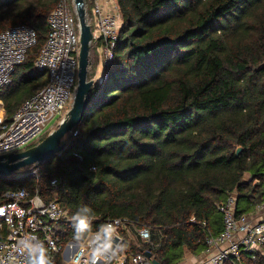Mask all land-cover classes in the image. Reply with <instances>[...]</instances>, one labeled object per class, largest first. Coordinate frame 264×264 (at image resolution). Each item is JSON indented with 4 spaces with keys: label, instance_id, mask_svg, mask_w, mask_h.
<instances>
[{
    "label": "trees",
    "instance_id": "16d2710c",
    "mask_svg": "<svg viewBox=\"0 0 264 264\" xmlns=\"http://www.w3.org/2000/svg\"><path fill=\"white\" fill-rule=\"evenodd\" d=\"M59 1L0 0V32L24 24L38 35L0 95V117L11 118L48 85L35 61ZM118 4L114 62L100 80L94 66L89 108L65 150L35 166L37 175L0 179V202L6 192L26 189L60 204L68 212L59 224L64 247L125 219L131 230L146 227L152 236L123 232L124 264L148 251L160 264H179L222 232L218 206L229 195L237 197L238 214L264 201V0ZM243 200L247 208L240 209ZM85 206L88 227L77 234L73 215ZM225 264H264V248Z\"/></svg>",
    "mask_w": 264,
    "mask_h": 264
},
{
    "label": "built area",
    "instance_id": "2783aa9c",
    "mask_svg": "<svg viewBox=\"0 0 264 264\" xmlns=\"http://www.w3.org/2000/svg\"><path fill=\"white\" fill-rule=\"evenodd\" d=\"M89 22L93 45L101 51L103 69L114 62V48L119 40L121 13L118 0L88 1ZM48 38L35 61L38 71L49 78L48 85L27 99L11 118L0 117V156L18 153L41 140L53 127L56 117L72 105L77 88L80 48L79 24L70 0H60L48 16ZM38 42L36 31L24 24L0 32V95L14 81L17 69L28 59ZM77 132H74L76 135ZM77 156V155H76ZM78 157V156H77ZM27 174L37 175L34 167ZM57 186L58 180L51 181ZM264 213V201L258 206ZM223 216V230L206 240L205 258L196 264H225L239 261L244 253L256 256L264 248V214L252 220L237 213V197L229 195L218 206ZM68 220V212L57 202L46 203L38 194L26 189L8 191L0 202V229L7 237L0 239V264H26L24 242L41 243L53 264L61 256L63 264H124L122 245L131 231L144 240H151V230H134L125 219L107 222L112 230L107 235L101 229L92 232L83 242L60 243L59 224ZM123 232H127L126 235ZM78 244V248H76ZM110 244V248L106 246ZM67 257L69 260H67ZM134 264H152L145 254L132 257Z\"/></svg>",
    "mask_w": 264,
    "mask_h": 264
},
{
    "label": "water",
    "instance_id": "95a60500",
    "mask_svg": "<svg viewBox=\"0 0 264 264\" xmlns=\"http://www.w3.org/2000/svg\"><path fill=\"white\" fill-rule=\"evenodd\" d=\"M79 24L80 48L78 56L77 88L71 107L63 119L48 136L33 147L18 153H9L0 156V179L11 178L23 172L26 168L45 164L56 158L66 148V139L81 123L87 112L91 100L94 80L91 78L90 69L91 52L94 34L90 25L88 0H71ZM242 148L237 150L241 153ZM78 248V244H76ZM152 264H160L153 259L150 251L146 252ZM67 260L69 258L67 257Z\"/></svg>",
    "mask_w": 264,
    "mask_h": 264
},
{
    "label": "clouds",
    "instance_id": "9594fccd",
    "mask_svg": "<svg viewBox=\"0 0 264 264\" xmlns=\"http://www.w3.org/2000/svg\"><path fill=\"white\" fill-rule=\"evenodd\" d=\"M90 212V209L85 206L80 208L74 215H73V229L77 234L82 233L88 227L86 223L87 213ZM112 230L111 225H106L101 227V232L107 233ZM23 247L26 250V264H53V261L48 256L47 250L41 243H31V242H24ZM110 248V244L106 246V249Z\"/></svg>",
    "mask_w": 264,
    "mask_h": 264
},
{
    "label": "rangeland",
    "instance_id": "374dc122",
    "mask_svg": "<svg viewBox=\"0 0 264 264\" xmlns=\"http://www.w3.org/2000/svg\"><path fill=\"white\" fill-rule=\"evenodd\" d=\"M70 7L72 8V9H74L73 7V4H72V1L70 0ZM101 51H100V49L98 50V49H96L95 48V46L93 45V48H92V52H91V63H92V67H91V69H90V73L93 71V68H94V66H95V79H97L98 77H100V74H99V72L100 71H102L103 72V67H102V64H101ZM101 76H102V74H101ZM47 77V74L46 73H43V74H40V76H39V78H46ZM99 79V78H98ZM100 79H101V77H100ZM99 79V80H100ZM1 103H2V101H1ZM67 112V111H66ZM66 112L60 117V116H58V117H56V119L52 122V123H50V125L49 126H51L53 123H55L54 125H53V127L51 128V130L43 137V138H45L46 136H48V134L53 130V129H55L56 128V126L59 124V122L63 119V117L65 116V114H66ZM40 142V140L36 143V144H38ZM27 169L28 168H26L25 170H23V172L24 171H26L25 173H27ZM22 173V172H21ZM240 207L241 208H247V203L243 200V201H241L240 202ZM249 210V209H248ZM132 236V235H131ZM133 237V236H132Z\"/></svg>",
    "mask_w": 264,
    "mask_h": 264
},
{
    "label": "crops",
    "instance_id": "0c3cea01",
    "mask_svg": "<svg viewBox=\"0 0 264 264\" xmlns=\"http://www.w3.org/2000/svg\"><path fill=\"white\" fill-rule=\"evenodd\" d=\"M100 77L102 74V71L99 72ZM100 77H98L100 79ZM96 80H99V79ZM1 102V101H0ZM238 206V203H237ZM240 209H243L240 207ZM245 214L249 215L251 217L252 220H259L262 215L264 214L262 210H259L258 207H253L250 208ZM203 258H205V253L203 252L200 255H193L190 253H186L185 257L183 258V260L179 263V264H196L198 263L200 260H202Z\"/></svg>",
    "mask_w": 264,
    "mask_h": 264
}]
</instances>
